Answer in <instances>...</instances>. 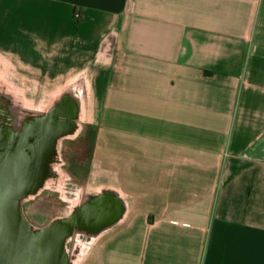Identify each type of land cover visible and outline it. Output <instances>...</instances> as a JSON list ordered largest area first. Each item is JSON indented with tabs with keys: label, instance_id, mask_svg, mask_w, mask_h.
Masks as SVG:
<instances>
[{
	"label": "crops",
	"instance_id": "0c3cea01",
	"mask_svg": "<svg viewBox=\"0 0 264 264\" xmlns=\"http://www.w3.org/2000/svg\"><path fill=\"white\" fill-rule=\"evenodd\" d=\"M5 65L76 102L27 223L119 203L66 264H264V0H0Z\"/></svg>",
	"mask_w": 264,
	"mask_h": 264
},
{
	"label": "water",
	"instance_id": "95a60500",
	"mask_svg": "<svg viewBox=\"0 0 264 264\" xmlns=\"http://www.w3.org/2000/svg\"><path fill=\"white\" fill-rule=\"evenodd\" d=\"M75 109V98L64 97L50 114L34 118L35 136L26 141L28 152L12 136L0 143V264H66V235L73 228L92 232L118 210V201L105 193L39 229H33L22 214L20 199L41 182L56 137L70 127L69 119L59 118L56 112L70 116Z\"/></svg>",
	"mask_w": 264,
	"mask_h": 264
},
{
	"label": "rangeland",
	"instance_id": "374dc122",
	"mask_svg": "<svg viewBox=\"0 0 264 264\" xmlns=\"http://www.w3.org/2000/svg\"><path fill=\"white\" fill-rule=\"evenodd\" d=\"M6 68H7L6 65L0 66V104L8 103L10 106L12 105V107L14 108L15 114L14 113L13 114L15 117L20 115L17 113L15 109L17 107L15 106L22 105V107L27 109L41 111L40 113H38L40 116L43 113L42 111L50 107V105L53 104V102L56 100V96L54 94H49L47 90L42 91L41 88L43 87V85H41L42 83L36 81H28V80H17V79L13 80ZM45 115L46 113H43V116ZM88 136H90L89 133L82 132L79 135V138H81L80 140H83V138L87 139ZM73 140L74 142H77V140L79 139H73ZM88 148L89 145L87 140V143L84 148L85 152L87 151ZM62 150L60 153L61 155H59V157L61 156V158L63 159ZM59 151L60 149L58 148V154ZM70 151L74 153V149H70L69 151L65 150L64 160H62V162L58 161L59 168L62 173H65V169H66L65 167L70 168V163L72 161L70 156L71 157L73 156V154L70 153ZM78 153H81V151H78ZM66 178H65V184L62 194H64L68 198H71L73 194L71 193L70 190L74 188L71 186V183H68L69 180L68 175ZM21 204H22L21 205L22 210L27 220L31 224L38 226L41 225L45 220L49 219L47 218L49 217L47 214V211L49 213V209L45 207L48 204V202L44 193H39L38 195L25 197L24 199H22ZM82 237H83L82 235H73L72 237H70V239H68L67 248L69 251L73 252V254L76 253L78 247L84 249V247L86 246V243L82 241L83 239Z\"/></svg>",
	"mask_w": 264,
	"mask_h": 264
},
{
	"label": "flooded vegetation",
	"instance_id": "af4514ba",
	"mask_svg": "<svg viewBox=\"0 0 264 264\" xmlns=\"http://www.w3.org/2000/svg\"><path fill=\"white\" fill-rule=\"evenodd\" d=\"M57 105V104H56ZM56 105H52L42 111L43 113H46V115L50 114L54 109L56 108ZM20 109L22 112H24L27 115H39L41 111L33 110V109H27L22 107V105L15 106ZM14 108L12 105L10 106L8 103L0 104V143H4V141L9 138V136H12L16 141L17 144L20 143V145L23 143L24 147L23 149H26V152H28V149L30 150V144L26 143V141H30L31 138H34L35 134V126L34 123H31V119L28 120V116H22L20 115V121H15L16 117L14 116ZM42 115L40 116H43ZM56 115L59 118H66L65 113L56 112ZM28 117V118H27ZM15 118V119H14ZM34 126V127H33ZM22 142V143H21ZM25 142V143H24ZM27 156H31V154L27 153ZM33 156V155H32Z\"/></svg>",
	"mask_w": 264,
	"mask_h": 264
},
{
	"label": "trees",
	"instance_id": "16d2710c",
	"mask_svg": "<svg viewBox=\"0 0 264 264\" xmlns=\"http://www.w3.org/2000/svg\"><path fill=\"white\" fill-rule=\"evenodd\" d=\"M80 11H76V17L80 18L81 16L79 15Z\"/></svg>",
	"mask_w": 264,
	"mask_h": 264
}]
</instances>
